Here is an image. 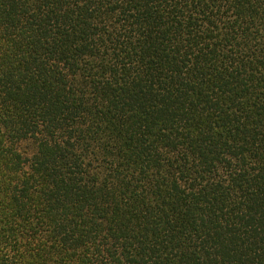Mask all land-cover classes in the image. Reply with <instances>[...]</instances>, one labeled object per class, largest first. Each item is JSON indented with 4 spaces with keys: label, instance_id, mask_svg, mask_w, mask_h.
<instances>
[{
    "label": "trees",
    "instance_id": "1",
    "mask_svg": "<svg viewBox=\"0 0 264 264\" xmlns=\"http://www.w3.org/2000/svg\"><path fill=\"white\" fill-rule=\"evenodd\" d=\"M0 264H264V0H0Z\"/></svg>",
    "mask_w": 264,
    "mask_h": 264
}]
</instances>
